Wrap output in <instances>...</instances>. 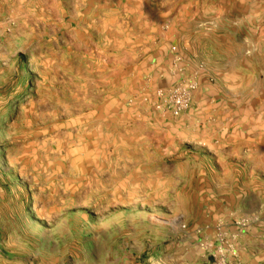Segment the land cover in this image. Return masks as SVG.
<instances>
[{
  "label": "rangeland",
  "instance_id": "1",
  "mask_svg": "<svg viewBox=\"0 0 264 264\" xmlns=\"http://www.w3.org/2000/svg\"><path fill=\"white\" fill-rule=\"evenodd\" d=\"M263 202L264 0H0V264H241Z\"/></svg>",
  "mask_w": 264,
  "mask_h": 264
},
{
  "label": "crops",
  "instance_id": "2",
  "mask_svg": "<svg viewBox=\"0 0 264 264\" xmlns=\"http://www.w3.org/2000/svg\"><path fill=\"white\" fill-rule=\"evenodd\" d=\"M264 202L249 209L247 224L239 236L241 264H264Z\"/></svg>",
  "mask_w": 264,
  "mask_h": 264
}]
</instances>
